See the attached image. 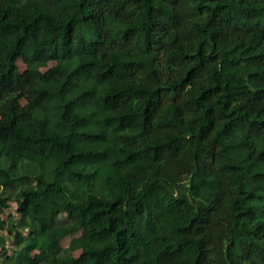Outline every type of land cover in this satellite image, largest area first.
<instances>
[{"label": "trees", "instance_id": "trees-1", "mask_svg": "<svg viewBox=\"0 0 264 264\" xmlns=\"http://www.w3.org/2000/svg\"><path fill=\"white\" fill-rule=\"evenodd\" d=\"M0 245L264 264V0H0Z\"/></svg>", "mask_w": 264, "mask_h": 264}, {"label": "rangeland", "instance_id": "rangeland-1", "mask_svg": "<svg viewBox=\"0 0 264 264\" xmlns=\"http://www.w3.org/2000/svg\"><path fill=\"white\" fill-rule=\"evenodd\" d=\"M16 209H17V204L15 201H11L10 202V209L9 211H7L4 216H7L8 213H12V214H15L16 213ZM67 243V242H66ZM6 249H7V252L8 254H11V252L13 251V246H12V242L11 240H8L7 243H6ZM3 253L2 249H1V245H0V264H3V257H1V254ZM76 254H78V252H76Z\"/></svg>", "mask_w": 264, "mask_h": 264}]
</instances>
